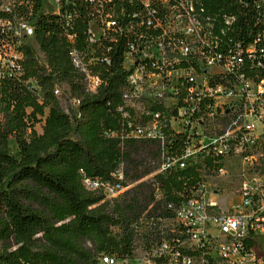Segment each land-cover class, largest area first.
I'll return each instance as SVG.
<instances>
[{
    "label": "built area",
    "instance_id": "2783aa9c",
    "mask_svg": "<svg viewBox=\"0 0 264 264\" xmlns=\"http://www.w3.org/2000/svg\"><path fill=\"white\" fill-rule=\"evenodd\" d=\"M251 2L264 27V0ZM80 10L88 53L76 46ZM35 11L42 19L55 14L89 93L100 78L83 56L95 57L104 40L123 42L126 74L114 126L102 134L157 145L156 168L139 180L170 173L181 181L169 193L152 181L151 204L127 225L128 249L100 253L92 264H264V47L235 37V14L203 0H0V89L11 81L38 90L23 64L31 44L47 69ZM52 93L65 112L79 104L64 83L54 81ZM78 172L103 199L129 185L121 162L106 179Z\"/></svg>",
    "mask_w": 264,
    "mask_h": 264
},
{
    "label": "trees",
    "instance_id": "16d2710c",
    "mask_svg": "<svg viewBox=\"0 0 264 264\" xmlns=\"http://www.w3.org/2000/svg\"><path fill=\"white\" fill-rule=\"evenodd\" d=\"M203 4L209 10L234 13L235 37L264 47V27L251 0ZM40 16L35 11L31 18L47 69L37 61L31 44L23 48L25 76L32 78L37 92L11 81L0 89V264H92L100 253L128 249L127 225L151 204L152 181L158 180L166 193L180 189L181 181L170 173L139 180L152 171L145 159H158L157 145L146 140L118 142L102 134L114 126L112 108L126 74L121 66L123 42L104 40L95 57L83 56L100 78L96 91L89 93L83 74L70 62L55 14ZM83 21L80 10L74 27L76 46L88 53L91 44L85 41ZM54 81L64 83L79 99L76 108L63 110L52 93ZM43 108L44 121L36 132L30 121ZM119 162L124 164V178L135 183L115 198L103 199L82 186L79 169L106 179Z\"/></svg>",
    "mask_w": 264,
    "mask_h": 264
},
{
    "label": "rangeland",
    "instance_id": "374dc122",
    "mask_svg": "<svg viewBox=\"0 0 264 264\" xmlns=\"http://www.w3.org/2000/svg\"><path fill=\"white\" fill-rule=\"evenodd\" d=\"M63 109H64V107H63ZM30 111V107H26V112H29ZM45 114H46V108H43L42 109V113L40 114V113H36L35 114V116H34V118H33V120H31L30 122H32V125H31V127L32 128H34V130L36 131V132H40L41 131V126H42V124H43V121H44V117H45ZM145 161L146 162H148V164H150V166L153 168L152 170H154V168H156V166H157V164H158V159L157 158H153V157H147L146 159H145ZM124 165V164H123ZM228 171H230V170H228ZM228 171L226 172V173H223V174H219L218 175V177H216V178H214V182H216V180H219L220 182H224V180H226L227 179V177H226V175H227V173H228ZM147 179V178H146ZM145 180V179H144ZM147 180H149V179H147ZM150 181V180H149ZM125 183L126 184H129V185H127V187L125 188V189H123V191L122 192H124L125 190H127L128 188H130L135 182H129V180L128 179H125ZM217 183V182H216ZM215 183V184H216ZM223 187V189H225L226 188V185H223L222 186ZM233 187V186H232ZM121 192V193H122ZM121 193H119V194H121ZM111 233H113V234H115V233H117V229L113 226L112 227V229H111Z\"/></svg>",
    "mask_w": 264,
    "mask_h": 264
}]
</instances>
